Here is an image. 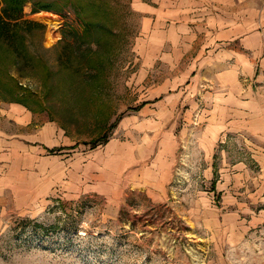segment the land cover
Returning a JSON list of instances; mask_svg holds the SVG:
<instances>
[{
  "label": "rangeland",
  "instance_id": "rangeland-1",
  "mask_svg": "<svg viewBox=\"0 0 264 264\" xmlns=\"http://www.w3.org/2000/svg\"><path fill=\"white\" fill-rule=\"evenodd\" d=\"M31 1L24 18L45 29L41 41L31 34L29 64L0 42V131L14 143L42 136L44 158L60 165L116 141L124 160L137 158L130 169L160 156L168 171L160 191L159 177L140 174L146 185L131 188L124 172L114 195L81 172L12 184L0 191V264H264V129L218 113L227 87L216 74L230 65L213 66L232 43L230 60L252 62L240 79L257 89L264 0L218 2V25L186 18L178 0H44L66 3L60 12H32ZM254 33L260 49L244 48Z\"/></svg>",
  "mask_w": 264,
  "mask_h": 264
},
{
  "label": "crops",
  "instance_id": "crops-1",
  "mask_svg": "<svg viewBox=\"0 0 264 264\" xmlns=\"http://www.w3.org/2000/svg\"><path fill=\"white\" fill-rule=\"evenodd\" d=\"M138 4L140 1L135 0ZM179 10L183 15L187 17H200L201 20L207 16L215 18L212 24H219V18H222V14L219 15V4L218 2L223 0H178ZM229 6H226L228 10ZM136 10H144V6L135 7ZM150 10L149 6L146 5L145 11ZM225 19H222V24ZM226 21V20H225ZM243 27V28H241ZM237 26V28L244 29V26ZM237 28L235 30H237ZM213 34L212 40L213 41ZM242 46L244 48L260 49L261 41L259 40V34L254 33L250 36H242L241 38ZM232 44V43H231ZM231 44L228 45L226 51L221 53L220 62H214L213 66H220L223 68L224 65H230V69L223 73H217L216 78L224 82L227 87V92L224 95H216L218 99L217 103L223 113L230 117V113L241 115L243 117V123L246 124L245 119L251 118V121H259V127L264 129V72L256 75V80L258 81V87L256 90H252L250 86L245 87L241 76L247 74L251 76L252 74V62L243 54L238 55L236 62L234 63L230 60L233 55L230 51ZM219 53V52H218ZM217 53V54H218ZM229 58V59H228ZM234 64V66H232ZM264 64V60L262 62ZM255 75V73H254ZM215 77V75H213ZM244 79V78H243ZM238 113H240L238 115ZM23 115V114H22ZM29 114L23 115L21 121L27 123L30 119ZM243 125V126H244ZM245 127V126H244ZM41 136V134H40ZM41 138L37 137L29 138L24 137L16 143L11 141V138L3 132L0 131V191L12 192V184L14 186L13 190H16V185H23L27 188L28 185L32 187L39 186V179L42 177L43 172H68V174L74 176L75 172H81L84 178H88L89 181L92 179L93 187L95 191L99 193H106L114 195L118 193V183L121 179V175L124 172L127 175L125 183L131 185V188H137L143 181H147L153 177L156 179V188H162V179L165 177V173L168 171V163L162 162L160 156L154 161L149 167L130 169L132 162L136 161L137 158L133 160H125L122 155H118L117 142L108 144L101 149L95 150L90 153H83L82 156L72 155L66 159V163L60 165L58 158L54 157L50 161L48 158H44L42 153ZM50 162V163H49ZM146 176L143 181L138 177L139 175ZM161 177V178H160ZM13 178V179H12ZM28 178L33 179L32 182L27 181ZM39 178V179H37ZM142 181V182H141ZM146 185V184H142ZM28 189H25V191Z\"/></svg>",
  "mask_w": 264,
  "mask_h": 264
},
{
  "label": "trees",
  "instance_id": "trees-1",
  "mask_svg": "<svg viewBox=\"0 0 264 264\" xmlns=\"http://www.w3.org/2000/svg\"><path fill=\"white\" fill-rule=\"evenodd\" d=\"M31 0H3V5L0 6V42L9 50L15 59L16 66L19 67L25 63L29 64L30 59L33 58L29 55L28 42L33 32L38 31L41 35L40 41L44 33L45 25L34 20L24 18L23 4ZM32 12L39 10L60 12L67 4H59V9L54 8V2L44 0H33ZM72 5V3H70ZM75 12L80 17L82 7L74 6ZM89 24H86L88 26ZM85 26V28H86ZM88 28V27H87ZM29 39V40H28ZM8 73V72H7ZM7 75V76H6ZM5 77L11 82L8 89L7 96L9 99H14L21 102V97L25 94L22 87L19 85L18 80L11 74H6Z\"/></svg>",
  "mask_w": 264,
  "mask_h": 264
}]
</instances>
